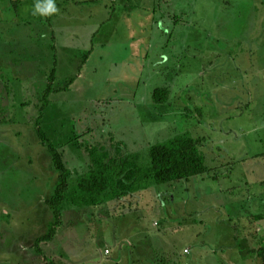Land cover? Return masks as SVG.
Here are the masks:
<instances>
[{"label":"rangeland","instance_id":"374dc122","mask_svg":"<svg viewBox=\"0 0 264 264\" xmlns=\"http://www.w3.org/2000/svg\"><path fill=\"white\" fill-rule=\"evenodd\" d=\"M126 3L129 10L116 14L107 36L101 33L99 44L107 45L95 48L81 77L83 47L65 53L74 62L64 64L61 90L50 98L43 131L61 147L69 167H75L78 152L88 160L101 149L116 160L128 156L134 168H147L152 145L191 135L202 140L212 171L120 197L114 190L103 204L70 207L52 245H41L46 253L41 263L264 264V204L255 199L262 200L264 191L255 193L260 187L253 191L239 180L245 176L256 184L264 178V164L250 160L249 168L241 162L249 152L264 153V145L252 144L237 130L236 103L248 96L233 89L240 71L231 59L241 49L240 63L248 62L240 27L248 18L254 22L246 15L254 0ZM144 53H151L148 60ZM34 64L27 66L26 78L22 69H12L21 72L15 78L4 71L11 79L8 90L0 77V218H6L0 224V261L7 264L25 259L29 252H14L36 247L55 222L47 202L59 173L37 133L43 95L32 90L54 65ZM72 80L71 90L62 92ZM164 87L172 90L170 101L156 106L154 91ZM76 179L77 174L74 184Z\"/></svg>","mask_w":264,"mask_h":264},{"label":"crops","instance_id":"0c3cea01","mask_svg":"<svg viewBox=\"0 0 264 264\" xmlns=\"http://www.w3.org/2000/svg\"><path fill=\"white\" fill-rule=\"evenodd\" d=\"M45 2L46 0H0V77L3 78V76H5L3 81L8 84L5 85L7 90L10 87L9 82L11 79L8 80L6 75L13 73L12 78H15L17 73H21L13 71L12 69H22L23 72H25L26 78L31 76L29 73H26L27 66L34 63H52L54 69H51V75H44L43 82L38 84L34 83V89L32 90L36 93L43 94L48 85L49 78H51L53 72H55L53 87L56 92L53 94L59 93L61 87L59 86L58 79L63 78V70H65L64 64L67 67V64L74 62L73 59L66 60L65 53L68 52L73 55L77 52L74 48L79 46L83 47L84 62L82 63L79 61V63L82 64L78 70L79 77H81L85 68L84 66L95 53V48L107 45L105 41L99 44L98 39L101 37V33L107 36V33L109 34L111 30L110 27L112 23H114L113 20L116 14H125L124 9L129 8L126 0H53L57 8L56 13L50 16L34 15L35 5ZM119 11L120 13H118ZM154 11H156V9H154ZM246 15L252 16V19L254 18V22L249 21L248 18L247 22H243L240 27L243 37L246 38V41L241 47L243 51L248 54V62L240 63L241 49L236 50L234 56L231 55V59L234 60V64L237 65L236 69L240 71V77L237 76L234 79L233 89L236 88V91L241 89L242 91L240 94L246 93L248 96L246 100L242 102L237 100L238 103H236V108L240 115L237 116V130L245 139L250 138L252 144H260L263 146L264 0H254L252 10L247 11ZM239 43L240 42H236L235 46ZM135 44L138 45L139 40H134L133 45ZM79 55L81 56L80 53ZM150 55L151 53L143 54L145 58L147 57V60ZM73 69L77 70L76 67H73ZM4 71L7 72L6 75H4ZM16 80H19V78L17 77ZM25 81L28 80L25 79ZM74 81L75 80H72L68 83H71L70 87L73 85ZM22 82L23 79L15 82V84ZM36 85L39 86L37 89H35ZM70 87L68 89L67 86L66 88L62 87V92L71 90ZM226 91H228V89H226ZM231 131L234 132V129L227 131V135H229ZM109 155L111 158L113 157L112 153H109ZM248 156L251 157L243 158L241 161L243 163L242 167L248 164V167L251 168L250 163H248L250 160L259 161L260 166L264 164V153L249 152ZM77 157L79 160L74 164L75 167H69V162H66L67 167L71 170L73 178L76 174L77 176L86 175L93 167L91 157L89 156L90 159L88 158L87 160L86 153L83 154L78 152ZM79 170L83 171L80 172ZM251 173L254 174L255 172H249L248 175ZM239 180L250 183V187L253 188V191L256 190L255 188H257V186L260 187L255 193L259 192L260 194V190L264 191V178L257 181L256 184L250 182L245 176ZM244 189H248L247 185ZM260 197L259 195L255 197V199H258L264 204V198L260 200ZM5 220L6 218L2 216L0 218V224L4 223ZM62 227L64 229L63 224L60 229ZM1 229L2 227H0V230ZM56 237H58V234ZM0 239H2L1 234ZM54 240L49 242V245H52ZM36 248L37 247L33 244L31 248H19L16 251L13 249V252L15 251L14 253L29 252L25 259L17 260L14 264H35L37 259H39V264H42L40 259H45L46 257L44 256L46 254L44 252V247H41L42 252H39ZM0 251L2 252V250ZM2 261H4V259L0 261V264H7Z\"/></svg>","mask_w":264,"mask_h":264},{"label":"trees","instance_id":"16d2710c","mask_svg":"<svg viewBox=\"0 0 264 264\" xmlns=\"http://www.w3.org/2000/svg\"><path fill=\"white\" fill-rule=\"evenodd\" d=\"M178 21L176 18V23ZM54 76L55 72L49 78L48 85L42 94L43 105L40 108L36 125L41 143L52 154L54 167L59 173V182L55 195L47 202L54 212L55 222L49 234L37 241L36 247L39 252H42L43 243H49L55 239L62 224V216L70 207L79 208L103 204L106 201L104 198H113L111 192L114 190L119 191L117 196L120 197L148 189L153 185L164 186L184 180L190 181L208 175L212 171L207 165L209 158L202 150V140L191 135H182L165 143L152 145L149 149L147 168L132 167L128 156L116 160L111 158L108 152L93 148L94 150L90 153L93 167L86 175L77 176L74 184L73 175L67 167L64 154L59 151L61 147H56L41 127L50 98L56 92L53 87ZM70 85L71 83L67 85V89ZM171 94V89L168 87L156 89L153 94L154 105L168 104ZM195 113L203 119L200 110L196 109ZM77 139L79 137L74 140L77 141ZM68 144L74 145L72 141ZM45 264H56V262L48 260Z\"/></svg>","mask_w":264,"mask_h":264},{"label":"clouds","instance_id":"9594fccd","mask_svg":"<svg viewBox=\"0 0 264 264\" xmlns=\"http://www.w3.org/2000/svg\"><path fill=\"white\" fill-rule=\"evenodd\" d=\"M57 12L56 5L53 0H46L45 3H37L34 9V15L50 16Z\"/></svg>","mask_w":264,"mask_h":264},{"label":"built area","instance_id":"2783aa9c","mask_svg":"<svg viewBox=\"0 0 264 264\" xmlns=\"http://www.w3.org/2000/svg\"><path fill=\"white\" fill-rule=\"evenodd\" d=\"M107 253H109V252H107Z\"/></svg>","mask_w":264,"mask_h":264}]
</instances>
